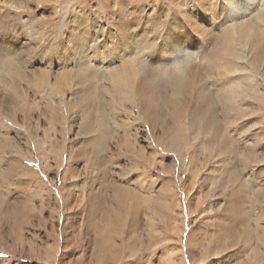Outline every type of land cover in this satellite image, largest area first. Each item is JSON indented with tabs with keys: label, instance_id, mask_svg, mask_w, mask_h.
<instances>
[{
	"label": "bare ground",
	"instance_id": "bare-ground-1",
	"mask_svg": "<svg viewBox=\"0 0 264 264\" xmlns=\"http://www.w3.org/2000/svg\"><path fill=\"white\" fill-rule=\"evenodd\" d=\"M48 1L0 0V244L45 264H264V0ZM41 150L57 195L19 174Z\"/></svg>",
	"mask_w": 264,
	"mask_h": 264
},
{
	"label": "rangeland",
	"instance_id": "rangeland-1",
	"mask_svg": "<svg viewBox=\"0 0 264 264\" xmlns=\"http://www.w3.org/2000/svg\"><path fill=\"white\" fill-rule=\"evenodd\" d=\"M62 1V2H61ZM77 2V3H81V4H85L86 5V2L87 0H58V3L55 1V0H50L48 1V7H51L52 5H55V3H57L60 7H63V6H66L67 4H69L70 2ZM100 1V2H99ZM61 2V3H60ZM84 2V3H83ZM101 0H98L97 3L101 4L107 11H108V5L105 4L104 2H102ZM148 2V0H137V4L139 5H142V4H146ZM67 3V4H66ZM64 4V5H63ZM104 4V5H103ZM55 23H54V22ZM56 24V20H49L48 23L46 22L45 25H48V26H51L52 30L54 31V33L58 32V29H59V26L55 25ZM55 25V26H54ZM57 29V30H56ZM35 139L33 138V141ZM31 139H29L28 141V147L30 149H35V150H38L40 147H34V142H33ZM38 143H40V141L37 139ZM34 160L35 161H30V160H25L24 158L22 159V166H23V169L20 170L19 174L20 175H26L28 173H31L33 172V170H35L37 172V175L35 176V179L32 180L31 184L32 186H34L37 190H39L38 193H41L43 194L44 192H49V193H54V194H58L60 192V190H62L64 187H65V184L64 183H59V185H57V188L56 189H51V187L48 185V183H46V176L45 174L40 170L39 168V164L41 162H43V159L45 157V152L43 150L41 151H38L35 153V156H34ZM25 161V162H24ZM26 163V164H25ZM29 163V165H28ZM28 167V168H31V169H25V166ZM18 177V176H17ZM44 177V178H43ZM16 187H17V183H15ZM49 186V187H48ZM59 186V187H58ZM41 189V190H40ZM42 190H45L44 192ZM17 192V190H16ZM61 196V195H59ZM183 197V195H181ZM62 199V196L60 197V200ZM38 201L44 203V204H48V199L46 200V197H38ZM55 218V220L53 221V219H51V217L47 216L46 217V214L43 213L42 216H38V219L37 220H34V222H31L32 224H25L23 225L22 227V231H21V234H22V237H23V240L25 238H27V240L25 239V244L24 246L26 245V242H31L36 244V245H39L41 246L42 248L45 246V243H49V241H52L53 239L51 238V234H49L50 231H57V232H60L62 229H63V226L61 223L62 221V218L64 219V216H65V213L64 212H61V214L59 216L52 214ZM45 217V218H44ZM56 217H58V222L59 224L56 223ZM47 218V219H46ZM50 218V219H49ZM61 218V219H60ZM60 219V220H59ZM44 220V221H43ZM52 224H51V222ZM47 221V222H46ZM40 222V223H39ZM186 222V220H185ZM40 226H39V225ZM44 224V225H43ZM34 225L36 227H34ZM47 225V226H46ZM59 225V226H58ZM27 226V227H26ZM50 226H52V230H50ZM26 227V228H25ZM28 228V229H27ZM44 228V229H43ZM47 228V229H46ZM33 231V232H32ZM35 231V232H34ZM47 231V232H46ZM26 233V234H25ZM34 233V234H33ZM47 235H46V234ZM34 235V236H33ZM54 236V235H53ZM25 237V238H24ZM55 239V237H54ZM37 240V241H36ZM42 241V242H41ZM38 242V243H37ZM5 249V246L4 245H1L0 244V264H36L37 261L38 263L37 264H45V262L42 260V258L44 256H41V257H36V258H33L31 257L30 255H32V253L30 251H28L29 253V256L31 257L30 260L29 259H23L21 257H19V255H23V253H17V251L15 250L14 247H11L9 249ZM25 247H27L29 249V247L26 245ZM10 252H9V251ZM18 254V255H17ZM12 255V256H11ZM16 255V256H14ZM185 257V264H189V260L186 256ZM7 261H10V262H7ZM7 262V263H6ZM48 264V263H46ZM53 264H57V262H54Z\"/></svg>",
	"mask_w": 264,
	"mask_h": 264
}]
</instances>
